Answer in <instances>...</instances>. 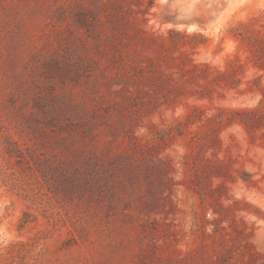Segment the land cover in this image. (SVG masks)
<instances>
[{
	"label": "rangeland",
	"instance_id": "rangeland-1",
	"mask_svg": "<svg viewBox=\"0 0 264 264\" xmlns=\"http://www.w3.org/2000/svg\"><path fill=\"white\" fill-rule=\"evenodd\" d=\"M81 1L0 0V264H264V0H155L132 48Z\"/></svg>",
	"mask_w": 264,
	"mask_h": 264
},
{
	"label": "trees",
	"instance_id": "trees-1",
	"mask_svg": "<svg viewBox=\"0 0 264 264\" xmlns=\"http://www.w3.org/2000/svg\"><path fill=\"white\" fill-rule=\"evenodd\" d=\"M154 2L155 0H82L75 7L59 6L56 18L62 21L71 20L77 29L85 30L95 37L98 43H103L107 47L132 48L150 42L146 36L147 30L141 23L149 21L147 15L150 14ZM260 67L264 68V62ZM226 74H230V71L220 72L217 77L225 78ZM40 167L42 175L53 191V173L48 177V170L44 166ZM100 170L101 167L98 169L91 167L89 172H92L93 176L89 179L92 186L102 188ZM79 175L81 181L89 180L84 174Z\"/></svg>",
	"mask_w": 264,
	"mask_h": 264
}]
</instances>
